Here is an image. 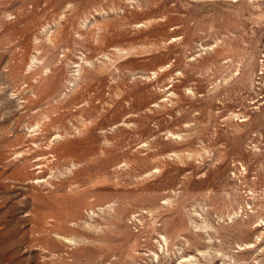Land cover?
I'll list each match as a JSON object with an SVG mask.
<instances>
[{
    "label": "rangeland",
    "instance_id": "1",
    "mask_svg": "<svg viewBox=\"0 0 264 264\" xmlns=\"http://www.w3.org/2000/svg\"><path fill=\"white\" fill-rule=\"evenodd\" d=\"M0 264H264V0H0Z\"/></svg>",
    "mask_w": 264,
    "mask_h": 264
}]
</instances>
